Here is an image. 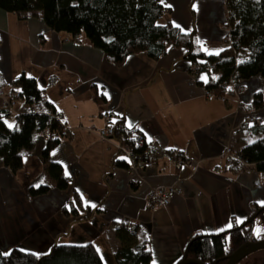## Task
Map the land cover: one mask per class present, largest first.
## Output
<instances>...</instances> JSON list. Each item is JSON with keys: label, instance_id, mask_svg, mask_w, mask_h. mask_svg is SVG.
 <instances>
[{"label": "crops", "instance_id": "1", "mask_svg": "<svg viewBox=\"0 0 264 264\" xmlns=\"http://www.w3.org/2000/svg\"><path fill=\"white\" fill-rule=\"evenodd\" d=\"M159 1L166 10L159 20L182 33L194 30L203 52L216 54L225 46L224 0ZM185 52L181 44L167 46L157 57L138 51L117 66L82 34L76 40L49 29L40 11L18 18L0 9L1 88H16L12 81L22 72L34 78L66 125L67 135L49 150L48 160L59 162L68 178L61 190L46 174V140L40 133L20 168L12 171L0 160V251L20 246L45 253L55 241L70 243L73 235L75 243L92 242L104 263V255L113 257L120 245L116 226L131 222L147 239L151 264H174L193 233L222 231L264 204V176L224 157L225 147L239 151L261 135L244 121L250 115L264 120V78L232 80L222 94L205 95L207 74L192 77ZM91 85L105 97L103 103L92 99ZM256 93L262 94L261 105L254 104ZM21 106L18 100L7 124ZM104 112L109 121L122 118L142 132L152 165L133 170L112 164L114 141L96 133L106 123ZM176 150L191 165H172L168 155ZM39 184L48 190L29 196L28 187ZM167 185L179 193L168 205L149 210V189ZM74 192L100 211L88 219L86 210L65 214ZM236 264H264V248Z\"/></svg>", "mask_w": 264, "mask_h": 264}, {"label": "trees", "instance_id": "2", "mask_svg": "<svg viewBox=\"0 0 264 264\" xmlns=\"http://www.w3.org/2000/svg\"><path fill=\"white\" fill-rule=\"evenodd\" d=\"M226 6L227 40L229 44L216 54H207L197 45L194 30L182 33L169 22L158 17L166 10L159 0H0V9L15 14L18 18L29 12L40 11L45 25L53 31H63L71 36L82 34L89 43L102 50L108 59L120 66L130 53L145 51L151 57H157L169 45H184L185 58L190 63L201 67L211 63L213 69L205 72V89L215 94H222L231 80L260 76L264 78V0H224ZM0 77V88H1ZM12 85L19 90L22 99L20 111L14 116L13 124L5 122L10 113L0 116V160L12 171L22 165V157L32 151L35 135L45 125L50 130L59 129L57 120L46 112H33L31 103L37 108L56 112L42 89L38 88L33 77L23 72L17 75ZM91 97L96 103H103L105 97L98 92L95 85L90 86ZM255 105L262 104V94L253 96ZM57 113V112H56ZM113 135L116 139L126 141L134 153L140 156L147 150L145 137L139 144L131 127L124 125L122 118L115 120ZM261 133L253 141L244 145L238 153L253 168L264 176V120L261 125L251 126ZM57 141L46 140L42 150L45 163L44 170L58 189L65 190L68 178L62 165L48 160L49 150ZM113 165L128 168V163L118 153L114 156ZM237 164V163H236ZM49 186L39 184L28 187L29 196L45 193ZM264 207L257 205L255 210ZM86 210L83 219H88L100 211L84 205L75 192L65 214L78 215ZM264 225V208L257 216ZM235 222L219 232L193 233L186 243L182 256L195 259L203 264H223L226 256L242 243L257 240L253 234V222L242 224ZM126 222L116 226L119 247L113 252L115 264H151L147 239L144 236L130 234ZM180 260V259H179ZM0 264H104L95 245L85 243H59L55 241L45 253L13 246L7 252L0 251Z\"/></svg>", "mask_w": 264, "mask_h": 264}, {"label": "built area", "instance_id": "3", "mask_svg": "<svg viewBox=\"0 0 264 264\" xmlns=\"http://www.w3.org/2000/svg\"><path fill=\"white\" fill-rule=\"evenodd\" d=\"M162 15L163 13L158 17V19L162 17ZM73 38L78 40L79 34L73 35ZM224 42L225 44H229L227 40V36L224 38ZM201 68L208 73L213 69V64L209 63L201 67L197 63H190L189 64L190 75L192 77H195L199 73ZM204 94L212 95V92L211 90L205 89ZM18 100H22L19 90H17L16 88L9 90L0 88V110L2 112H8V113L15 112V105ZM222 100H224V98H222ZM30 109L33 112H42V111L46 112L50 117L57 120L59 124V129L56 131L50 130L48 125H45L42 128L40 134L44 137L45 140L58 141L61 137L67 135L66 125L61 121L59 115L56 112H51L49 109L37 108V106H35L34 103H31ZM16 114L17 113H15V115ZM101 117L105 120L106 123L104 124V126L96 130L97 135L102 140L114 141L118 156L123 157L126 160V162L128 163V168L133 170H139V169H143L145 166L152 165V161L146 158L147 150H144L143 154L138 156V154L132 151L131 146L129 145L128 142L121 141L114 137L113 135L114 123L109 121V114L107 112L102 113ZM262 122H263L262 118L252 115L247 116L244 121L245 124H249L251 126L261 125ZM131 130L132 133L134 134V137L137 139V142L141 144L144 138L142 132L135 127H131ZM168 157L171 164L177 168L186 164L191 165V160L181 150L172 151L168 155ZM224 157L226 160L229 161L230 160L237 161L244 168L252 166V163L242 158L238 153V151L233 150L229 146L225 147ZM179 191H180L179 188L175 185L158 186V187L150 188L146 195L145 205L149 210H153L157 207H164L170 203L172 197L175 194L179 193ZM126 229L130 234L132 235L136 234L135 224L131 222H127Z\"/></svg>", "mask_w": 264, "mask_h": 264}, {"label": "water", "instance_id": "4", "mask_svg": "<svg viewBox=\"0 0 264 264\" xmlns=\"http://www.w3.org/2000/svg\"><path fill=\"white\" fill-rule=\"evenodd\" d=\"M264 208V207H262ZM259 208L258 210L254 211L250 216L244 219L242 224L247 222H253L254 218H256L258 212L262 209ZM264 248V237L257 240H250L242 243L238 247H236L234 250H232L227 256L223 264H236L238 261H240L243 257L246 255ZM174 264H203L198 260L195 259H188L185 256H182L180 260H178Z\"/></svg>", "mask_w": 264, "mask_h": 264}, {"label": "rangeland", "instance_id": "5", "mask_svg": "<svg viewBox=\"0 0 264 264\" xmlns=\"http://www.w3.org/2000/svg\"><path fill=\"white\" fill-rule=\"evenodd\" d=\"M223 43H225L224 40H223ZM253 234L257 237V239H261L262 236L264 235V225L260 221L259 218H255V220H254ZM71 236L72 237L68 241H70V243H75V241H77V237H75L73 235H71ZM62 241H65V240H62ZM104 263L105 264H115L113 257L111 255H109L108 257H106L104 255Z\"/></svg>", "mask_w": 264, "mask_h": 264}]
</instances>
